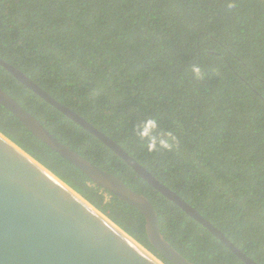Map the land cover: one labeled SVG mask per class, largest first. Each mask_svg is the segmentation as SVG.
I'll return each mask as SVG.
<instances>
[{
  "label": "trees",
  "instance_id": "obj_1",
  "mask_svg": "<svg viewBox=\"0 0 264 264\" xmlns=\"http://www.w3.org/2000/svg\"><path fill=\"white\" fill-rule=\"evenodd\" d=\"M0 57L120 144L264 264V0H0ZM0 88L154 205L194 264H246L105 143L0 65ZM0 132L164 264L145 216L0 104ZM108 197V199H106Z\"/></svg>",
  "mask_w": 264,
  "mask_h": 264
},
{
  "label": "water",
  "instance_id": "obj_2",
  "mask_svg": "<svg viewBox=\"0 0 264 264\" xmlns=\"http://www.w3.org/2000/svg\"><path fill=\"white\" fill-rule=\"evenodd\" d=\"M13 76L123 158L158 192L206 227L246 264H259L218 227L164 185L144 165L84 117L68 108L18 68ZM0 104L39 140L82 170L97 186L145 216L151 244L172 264H194L162 234L152 202L115 174L61 142L32 113L0 88ZM60 178L0 132V264H164Z\"/></svg>",
  "mask_w": 264,
  "mask_h": 264
},
{
  "label": "flooded vegetation",
  "instance_id": "obj_3",
  "mask_svg": "<svg viewBox=\"0 0 264 264\" xmlns=\"http://www.w3.org/2000/svg\"><path fill=\"white\" fill-rule=\"evenodd\" d=\"M0 59L2 60V58L0 57ZM6 62V61H5ZM7 63V62H6ZM7 64H9V63H7ZM1 65V64H0ZM9 65H11V64H9ZM2 66V65H1ZM11 66H14V65H11ZM2 67H4V66H2ZM15 67V66H14ZM16 68V67H15ZM7 70V69H6ZM0 78H2V79H4L3 77H2V75H0Z\"/></svg>",
  "mask_w": 264,
  "mask_h": 264
},
{
  "label": "bare ground",
  "instance_id": "obj_4",
  "mask_svg": "<svg viewBox=\"0 0 264 264\" xmlns=\"http://www.w3.org/2000/svg\"><path fill=\"white\" fill-rule=\"evenodd\" d=\"M3 60V59H2ZM4 61V60H3ZM110 148V147H109ZM111 149V148H110ZM117 154V153H116ZM118 155V154H117ZM106 199H108V197H106ZM141 246V245H140ZM142 247V246H141Z\"/></svg>",
  "mask_w": 264,
  "mask_h": 264
}]
</instances>
